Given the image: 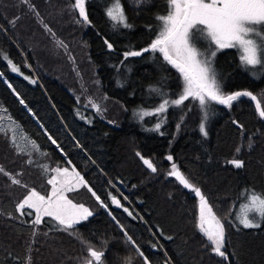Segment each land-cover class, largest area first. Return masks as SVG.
I'll list each match as a JSON object with an SVG mask.
<instances>
[{"label": "trees", "instance_id": "1", "mask_svg": "<svg viewBox=\"0 0 264 264\" xmlns=\"http://www.w3.org/2000/svg\"><path fill=\"white\" fill-rule=\"evenodd\" d=\"M73 2L31 0L37 16L20 0H0V50L20 68L13 72L0 58V166L13 176L19 173L21 181L12 184L0 174V264H80L87 256L82 240L104 252L103 264H126L129 258L144 264L128 236L151 264L169 259L171 264H264V219L258 228H244L234 219L246 190L264 194V119L251 98L240 97L230 107L210 102L203 110L189 98L141 119L138 110L152 111L182 91L180 73L159 52L124 57L155 39L157 16L168 14V0H121L130 28L113 27L105 15L111 0H86L91 23H76ZM194 37V46L205 54L201 58L210 47L215 50L199 32ZM212 67L223 93L251 91L264 107V67L243 65L232 47L218 50ZM149 85L167 95L162 98ZM202 120L207 136L199 129ZM23 137L34 140L39 152ZM137 153L150 159L156 172ZM232 159L243 161V167L229 164ZM67 160L87 184L67 197L92 215L67 231L51 217L34 225L16 205L29 189L48 194L50 170ZM172 163L201 189L224 223L227 259L212 251L198 229V199L168 175ZM112 196L120 207L112 205Z\"/></svg>", "mask_w": 264, "mask_h": 264}, {"label": "snow or ice", "instance_id": "2", "mask_svg": "<svg viewBox=\"0 0 264 264\" xmlns=\"http://www.w3.org/2000/svg\"><path fill=\"white\" fill-rule=\"evenodd\" d=\"M134 2L140 4L144 0H134ZM20 3L28 6L29 11L39 16V12L36 11L31 0H20ZM168 3V14L157 16V20L160 22V30L155 39L139 51H126L124 57L126 60L128 57H138L149 51L159 52L164 60L180 73L183 81L182 91L176 99H162V102L152 111L138 110L137 114L140 118L143 119V117L153 114L159 115L164 113L170 106L179 107L189 98L197 100L203 110L210 102L230 107L240 97H250L252 101L256 102V111L260 117L264 118V107L261 106L257 96L251 91L240 90L228 94L223 93L212 67L217 51L231 47H238L241 50L240 60L243 65L264 67V0H207V2L206 0H168ZM71 8L73 11H78L76 23L85 25L91 23L86 11V0H74ZM105 15L113 22V27L120 25L125 28L132 27L127 21L121 0H111L110 5L105 9ZM44 27L51 32L47 24ZM194 32H199L209 41L210 45H215V50L210 47L207 50L208 55L203 59L201 57L205 54L199 52L193 44ZM60 43L62 44V42ZM104 43L109 49H112L113 45L111 43L107 40ZM0 58L7 61L11 71L20 72V68L2 50H0ZM123 63L124 61H121V65ZM24 78L29 79L27 76ZM30 82L36 83L35 80ZM8 86L12 87L11 84ZM149 89L158 93L162 98L167 95L152 85H149ZM13 91L15 92V89ZM15 94L20 104L27 107L25 101L20 98V94ZM261 95L264 96V93ZM92 107L98 111L100 110L98 105L94 103ZM2 110L6 111V109ZM28 111L31 112V109H28ZM9 119L11 118L9 117ZM183 119L182 116L181 120ZM162 123H164L163 120L157 123L155 130H159ZM233 123L236 122L233 121ZM179 127L178 124L177 128ZM240 127L242 128V126ZM199 129L203 135L207 136L203 120L199 125ZM12 139L15 140V137H12ZM23 139L27 140V143L39 152V146L34 140L27 137H23ZM48 139L52 144H57V141L51 135H48ZM57 146L59 147V145ZM17 150L23 151L19 145H17ZM236 151L239 152L240 149L237 148ZM137 156L140 157L148 169L156 172L157 169L150 159H145L140 153H137ZM167 159L171 161L173 157L169 155ZM28 162L31 163V160ZM228 163L236 168L243 167V161L240 159H232ZM44 171H48V169L45 167ZM50 171L55 173L47 181L51 185V193L44 196L34 188L29 189L24 198L16 205V211L24 214L26 208L33 209L35 212L34 225L41 224L42 217H52L58 221L61 230L67 231L72 229L73 225L87 220L92 215V212L83 204L73 203L65 195L66 192L74 191L80 186L87 187V184L75 168L69 171L67 167H56ZM0 174L9 176L12 184H21V181L16 178L19 173L13 176L0 166ZM168 175L174 176L181 185L190 189L198 197L197 227L211 242L212 251L227 259L223 250L226 235L224 223L215 215L201 189L190 183L175 163H172ZM89 191L91 192L92 189L89 188ZM246 193L247 203L242 205L244 212L242 216L238 217V223L244 228H258L260 224L255 221L258 217L264 219V194H257L252 190H246ZM92 195L104 206L103 201L95 192H92ZM111 200L113 204L121 206L120 201L115 196H112ZM124 211L128 212V209L125 208ZM128 214L132 215L131 212H128ZM28 215H32V213L28 212ZM33 235H35V232H33ZM125 235L127 236V233ZM127 239L135 247L136 252L143 257L144 264H151L148 257L135 245V241L130 236ZM82 243L86 246L87 256L80 264H103L104 252L95 250L86 241L82 240ZM153 247H156V245H153ZM126 264H131L130 258L126 261ZM165 264H171L170 259Z\"/></svg>", "mask_w": 264, "mask_h": 264}, {"label": "rangeland", "instance_id": "3", "mask_svg": "<svg viewBox=\"0 0 264 264\" xmlns=\"http://www.w3.org/2000/svg\"><path fill=\"white\" fill-rule=\"evenodd\" d=\"M206 2H207V0H206ZM232 48H236V49H238L239 50V52H240V56H241V54H242V52H241V50L238 48V47H232ZM203 57V56H202ZM201 59H203V58H201ZM16 126H18L17 125V123H16ZM0 127H1V123H0ZM64 167H67L68 169H69V171H71L73 168H74V166L67 160V163H65L62 167H60V168H64ZM76 170V169H75ZM77 171V170H76ZM53 175H55V173H53ZM51 185H50V190L48 191V194H50L51 193ZM187 190H190V189H187ZM39 192V191H38ZM41 195H44V194H42L41 192H39ZM48 194H46V195H44V196H47ZM246 194L247 193H244L243 195H242V197H241V199H240V201H239V204H238V206H237V209H236V213H235V215H234V219L237 221V223H238V217L239 216H242L243 215V212H244V210L242 209V205H244V204H246L247 203V200H246ZM65 195L67 196V192L65 193ZM121 196H124L123 194H120ZM126 197V196H125ZM68 198V197H67ZM69 199V198H68ZM198 199V198H197ZM71 200V199H70ZM73 203H75L74 201H73ZM78 204V203H77ZM85 206V205H84ZM86 207V206H85ZM88 208V207H87ZM89 209V208H88ZM90 210V209H89ZM91 211V210H90ZM28 212H31L32 213V215H28ZM22 215H24V216H27V217H29V219L31 220V221H34V219H35V212H34V210L33 209H25V213L24 214H22ZM44 217H42V219H43ZM52 218V217H51ZM89 218V217H88ZM261 218H257V220L255 221V222H257V223H259V224H261ZM81 222H83V221H81ZM81 222H79V223H81ZM78 223V224H79ZM239 224V223H238ZM75 225H77V224H75ZM242 226V225H241Z\"/></svg>", "mask_w": 264, "mask_h": 264}, {"label": "water", "instance_id": "4", "mask_svg": "<svg viewBox=\"0 0 264 264\" xmlns=\"http://www.w3.org/2000/svg\"><path fill=\"white\" fill-rule=\"evenodd\" d=\"M253 103H254V106H255V104H256V102H254L253 101ZM255 108H256V106H255ZM264 119V118H263ZM182 173V172H181ZM170 177H172V178H174L178 183H179V181L174 177V176H170ZM180 184V183H179ZM181 185V184H180ZM183 188H185L183 185H181ZM185 189H188V188H185ZM194 195H195V193H194ZM198 198V197H197ZM118 199V198H117ZM119 200V199H118ZM111 203H112V200H111ZM112 205L114 206V207H116V208H118V207H120V206H117L116 204H113L112 203ZM120 205H121V203H120Z\"/></svg>", "mask_w": 264, "mask_h": 264}, {"label": "bare ground", "instance_id": "5", "mask_svg": "<svg viewBox=\"0 0 264 264\" xmlns=\"http://www.w3.org/2000/svg\"><path fill=\"white\" fill-rule=\"evenodd\" d=\"M120 192V191H119Z\"/></svg>", "mask_w": 264, "mask_h": 264}]
</instances>
